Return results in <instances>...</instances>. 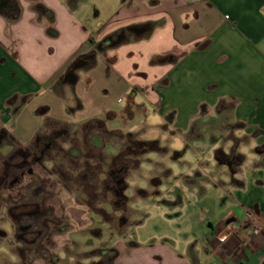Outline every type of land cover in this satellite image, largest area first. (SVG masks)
<instances>
[{"label":"crops","instance_id":"0c3cea01","mask_svg":"<svg viewBox=\"0 0 264 264\" xmlns=\"http://www.w3.org/2000/svg\"><path fill=\"white\" fill-rule=\"evenodd\" d=\"M118 30L125 42L102 43ZM90 51L94 66L68 71ZM203 110L239 126L214 155L198 145L204 132L188 139ZM94 120L156 142L127 167L126 201L142 216L129 226L155 214L168 230L131 250L118 241L111 264H264V0H0V146ZM12 227L3 206L0 258Z\"/></svg>","mask_w":264,"mask_h":264},{"label":"rangeland","instance_id":"374dc122","mask_svg":"<svg viewBox=\"0 0 264 264\" xmlns=\"http://www.w3.org/2000/svg\"><path fill=\"white\" fill-rule=\"evenodd\" d=\"M202 112L188 139L204 132L205 138L198 145L214 155L212 149L225 147L230 141L227 138L239 126L232 125L230 117ZM101 138L108 140L103 155L99 151L105 145ZM119 138L103 120L52 124L47 134L25 146L5 136L11 147L0 146V208H6L13 227L5 250H1L5 257L0 258V264H97L100 253L111 264L116 251L113 245L118 241L131 250L134 237L154 238L168 231L155 214L136 228L129 226L142 216L139 218L126 201L123 180L128 176L127 167H135L138 162L132 156H122L129 139ZM132 139L137 140L134 136ZM116 142L122 146L121 152ZM47 144L50 146L46 149ZM222 148L216 152L219 160L230 164L234 160L235 167L239 165L242 155L235 149L229 153ZM239 149L248 158L240 172L247 178L254 155L249 144L243 143ZM92 151L94 155L90 156ZM127 228L129 236H122Z\"/></svg>","mask_w":264,"mask_h":264},{"label":"trees","instance_id":"16d2710c","mask_svg":"<svg viewBox=\"0 0 264 264\" xmlns=\"http://www.w3.org/2000/svg\"><path fill=\"white\" fill-rule=\"evenodd\" d=\"M157 24H159L158 21L150 23L152 27L156 26ZM125 41L126 40L121 38V30H118L106 36V38L102 41V43H105L107 47H115ZM97 49L98 51H101L98 47ZM96 61H97L96 51H90L74 59V61L70 64L68 71H70L71 73H74L79 69L92 67L96 64ZM101 139L104 142L103 138ZM154 147H156V142L138 141V140H133L132 138H129V142H127L122 156L124 155L135 156V155H138L139 153H143L149 150L150 148H154ZM93 153L94 151L89 152L90 156L94 155Z\"/></svg>","mask_w":264,"mask_h":264},{"label":"flooded vegetation","instance_id":"af4514ba","mask_svg":"<svg viewBox=\"0 0 264 264\" xmlns=\"http://www.w3.org/2000/svg\"><path fill=\"white\" fill-rule=\"evenodd\" d=\"M40 142H42V140H41ZM49 146H50V144H47V145L45 146V148L47 149V148H49ZM41 152H42V154H43V153H44V150H42ZM41 158H42V156L39 157V158H37V160H39V159H41Z\"/></svg>","mask_w":264,"mask_h":264}]
</instances>
